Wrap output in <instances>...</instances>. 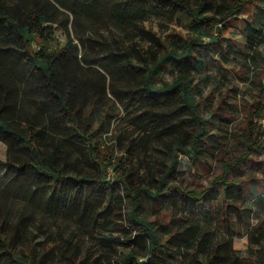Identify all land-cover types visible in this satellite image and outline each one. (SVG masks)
<instances>
[{
	"label": "rangeland",
	"instance_id": "374dc122",
	"mask_svg": "<svg viewBox=\"0 0 264 264\" xmlns=\"http://www.w3.org/2000/svg\"><path fill=\"white\" fill-rule=\"evenodd\" d=\"M122 1L129 4V0ZM196 1L188 3L193 6ZM222 3L215 1L206 14L219 11L216 17L223 16L219 8ZM134 8L141 16L135 20L132 39L146 56L179 47L181 37H191V16L185 11L158 0L138 1ZM217 28L221 29V36L216 46L199 50L196 60L165 65L155 77L156 87L172 84L181 77L192 82L197 89L192 98L206 123L208 143L201 141L195 156L189 155L196 125L179 92L162 96L141 94L144 104L136 96L122 104L113 101L93 109L92 126L103 125L96 139L114 143V158H122V165L116 169L120 180L111 168L98 183L80 181V174L70 171L66 182H55L49 187V206L42 202L44 195L39 196L36 204L41 201L43 206L37 207L35 213V225L41 231L37 232V241L43 239L53 247V253L46 254L40 247L36 264H82L78 259L82 255L86 258L83 264H125L130 255L134 258L129 264H203L208 249L228 240L230 250L238 253L240 259L260 247L257 239L264 234V151L253 153L245 167L233 166L231 159L242 152L237 135L243 132L248 114L264 106L258 97L260 85H264V0H253L243 14L225 19ZM212 34L217 35L218 31L213 30ZM56 35L63 46L64 31L57 30ZM150 35L160 40L163 50ZM203 41L207 43L206 38ZM148 105L157 116L145 112ZM170 112L173 114L168 121L161 118ZM259 121V139L264 141L260 138ZM176 142L183 143L188 153L173 150ZM219 159L228 166L223 168ZM5 160L6 147L0 143V175L6 169ZM172 161L173 179L160 186ZM223 173L222 180L217 179ZM238 173V186L245 199L235 205L239 211L230 209L227 214L224 188L232 186ZM128 189L133 193L146 189L155 197L144 195L133 211ZM203 190L211 194L208 198H215L211 203L214 209L209 208L210 203L194 201ZM26 204L22 200L13 204L11 222L21 210L35 207ZM203 210L210 217L202 214ZM132 212L140 221L156 223L157 241L152 255L149 239L137 232ZM66 241H70L67 250Z\"/></svg>",
	"mask_w": 264,
	"mask_h": 264
},
{
	"label": "trees",
	"instance_id": "16d2710c",
	"mask_svg": "<svg viewBox=\"0 0 264 264\" xmlns=\"http://www.w3.org/2000/svg\"><path fill=\"white\" fill-rule=\"evenodd\" d=\"M138 1L143 0H129L128 5L122 0H0V143L6 147L3 162L6 169L0 175V264L9 261L36 264L40 247L46 254L53 253V247L43 239L37 241V232L41 231L35 225V213L37 207L43 206L42 202L49 206L50 186L66 182V173L75 171L80 174V181L98 183L101 175L111 168L115 170L114 177L120 180L116 169L122 165V158H114V143L96 139L103 125L92 126L93 109L113 101L122 104L141 94L162 96L179 92L196 125L193 151L189 155L195 156L196 146L201 141L208 143L206 123L192 98L197 92L192 82L181 77L172 84L156 87L155 77L165 65L185 64L191 58L196 60L199 50L216 46L221 33L217 24L243 14L246 5L253 0H222L219 8L223 16L218 18L219 11L206 14L217 0H197L193 6L188 0H158L160 4L177 7L191 16V37L187 40L181 37L179 47L165 48L163 53L149 52V56L132 39L135 20L141 16L134 8ZM54 24L66 35L63 46L51 30ZM213 30L218 34L213 35ZM150 38L164 49L154 35ZM203 38L207 43H203ZM262 89L264 85H260L258 95L261 103L264 99ZM138 101L145 102L142 96ZM145 112L157 116L149 105ZM172 114L161 115V118L166 120ZM262 118L264 106L248 114L243 132L237 135L242 152L232 157L233 166L245 167L253 153L264 151V141L259 139L256 123ZM180 125L182 123H176ZM183 145L176 142L173 150L188 153ZM221 162L223 168L228 166L227 162ZM173 164L174 161L161 178L160 186L173 179L170 175ZM85 167L88 168L86 175ZM223 176L224 173L217 179L222 180ZM239 177L241 174L231 181V187L224 188L227 214L230 209L239 211L235 205L242 204L245 199L243 189L238 186ZM207 194V190L201 191L194 201L197 204L205 201L213 208L211 203L215 198L210 199L207 196L211 194ZM41 195L44 197L37 205ZM144 195L155 197L146 189L134 193L128 189L133 211ZM19 200L35 207L29 206L30 211L21 210L11 222L13 204ZM201 212L210 217L204 210ZM132 220L137 232L149 239L148 250L152 255L157 241L156 223L140 221L134 212ZM183 234L187 235V230ZM257 240L260 247L241 259L238 253L230 250L231 240L213 246L206 252L203 264H264V234ZM69 246L70 241H66L65 250ZM79 258L82 264L86 260L84 255ZM132 258L127 256L125 264Z\"/></svg>",
	"mask_w": 264,
	"mask_h": 264
},
{
	"label": "built area",
	"instance_id": "2783aa9c",
	"mask_svg": "<svg viewBox=\"0 0 264 264\" xmlns=\"http://www.w3.org/2000/svg\"><path fill=\"white\" fill-rule=\"evenodd\" d=\"M264 92V89H262ZM262 105H264V99H262ZM259 131H260V138L264 140V118L260 119L259 121Z\"/></svg>",
	"mask_w": 264,
	"mask_h": 264
},
{
	"label": "crops",
	"instance_id": "0c3cea01",
	"mask_svg": "<svg viewBox=\"0 0 264 264\" xmlns=\"http://www.w3.org/2000/svg\"><path fill=\"white\" fill-rule=\"evenodd\" d=\"M51 30H52V32L54 33V36H55V38H56L57 41H58V37H57V35H56V31H57V30L61 31L62 29H61L60 27H58L57 25L54 24V25L52 26ZM58 42H59V41H58Z\"/></svg>",
	"mask_w": 264,
	"mask_h": 264
}]
</instances>
